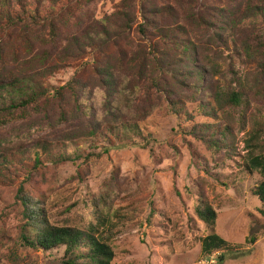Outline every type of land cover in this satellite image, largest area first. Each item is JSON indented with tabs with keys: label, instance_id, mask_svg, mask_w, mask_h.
<instances>
[{
	"label": "rangeland",
	"instance_id": "1",
	"mask_svg": "<svg viewBox=\"0 0 264 264\" xmlns=\"http://www.w3.org/2000/svg\"><path fill=\"white\" fill-rule=\"evenodd\" d=\"M185 1L189 0H48L43 8H38L35 19H23L14 26L0 20V54H11L14 60L7 68L13 67L22 75H37L59 66L60 71L47 80L52 86L65 84L84 68H93L97 60L108 64L106 56L115 55L113 60H122L126 69L129 58L139 54V46H148L146 36L135 29L143 23V14L156 7L155 13H146L150 21L176 26L181 24L176 22L181 18L178 4ZM226 1L191 0L196 6L193 15L202 22L198 21L200 26L198 22L187 26L184 36L197 46V54L202 49L208 62L220 65L214 79L196 93L183 77L191 67H179L183 83H179L171 99L185 104L194 115L191 121L172 111L171 99L166 101L169 90H163L153 80L148 99L156 100L159 106L140 124L142 134L131 135L132 141L126 145L88 149L85 153L94 152L95 156L86 161L80 159L56 167L43 163V167L32 170V162L25 158L24 152L39 138L51 139L74 130L78 127L76 121L53 128L45 113L37 111L0 129V136L9 139L20 168L17 175L0 181V264H57L62 256L61 249L44 252L21 243L25 220L17 197L20 186L43 208L49 222L58 227L87 229L96 223L94 205L99 202L101 208L105 202L106 216L115 226L99 231L103 238L109 236L107 240H111V264H264V216L259 213V200L252 194L261 177L246 167L244 140L249 123L241 130L237 111L230 110L231 134L205 135L215 138L213 143L205 144L191 133V128L200 124L214 123L213 131L221 124L222 117L213 122L194 112V101L206 91L211 94L214 81L224 85L222 89L237 92L241 86L254 88V82L263 74V57L249 59L239 43L246 34L264 37V19L254 20L245 11L253 5L263 7L264 2L244 0L239 5L242 11L237 12L236 4L225 5ZM121 6L133 17L132 28L101 49L89 38L90 31L96 22ZM30 9L33 14L34 7ZM217 14L220 17L216 25L210 27L206 22H213L216 18L210 15ZM242 14L244 19L239 20ZM53 19L59 26L57 36L49 33L48 22ZM217 24H222L221 40L213 39ZM170 46L167 41L160 49ZM5 72V64H0V73ZM208 80L205 76L203 84ZM259 82L264 84L262 76ZM88 86L95 88L98 83L93 80ZM259 96L260 101L249 96L248 111L264 121V96ZM91 97L98 99L101 109V92H94ZM223 126L224 122L221 129ZM215 140L218 141L214 144ZM199 199H204L216 213L214 233L231 247H237L222 252V261L218 260L220 251L211 255L201 251V240L209 232L195 215Z\"/></svg>",
	"mask_w": 264,
	"mask_h": 264
},
{
	"label": "trees",
	"instance_id": "2",
	"mask_svg": "<svg viewBox=\"0 0 264 264\" xmlns=\"http://www.w3.org/2000/svg\"><path fill=\"white\" fill-rule=\"evenodd\" d=\"M46 1L48 0H0V20L14 26L23 19H35L38 8H43ZM242 1L244 0H227L225 5L236 4L235 11L238 12L242 11L239 7ZM191 3L189 0L178 4L181 18L176 22L180 21L181 24L176 26L150 21L146 13H155L156 7L152 8V12L148 10L143 14V23L137 25L135 29L146 36L148 46H139V54H133L134 56L129 58L126 69L122 60H113L115 55L106 56L108 64L102 65V62L97 60L93 68H84L65 84L52 86L47 80L60 71L59 66L45 69L37 75L31 73L22 75L13 67L7 68L14 60L11 54H0V64H5L6 71L4 74L0 73V129L22 121L37 111L45 113L48 124L53 128L73 121L78 123L76 129L62 132L54 138H39L24 152L25 158L32 162V170L43 167V163H50L56 167L80 159L86 161L88 157L95 156L94 152L85 153L88 149L96 150L100 145L102 147L126 145L132 141L131 135L140 136L142 134L140 124L159 106L156 100L148 99L153 85L156 82L163 90L168 89L166 101L171 99L179 83H183L179 78L181 65L191 67L185 70L183 77L187 79L185 83L190 84L195 93L197 89H204L214 79L219 73L220 65L217 62H208L202 49L197 54V46L184 36V29L187 26H194L193 22L201 20L200 17L195 18L193 15L196 6H192ZM33 7L32 14L30 8ZM167 9L172 10L169 7ZM245 11H249L254 20L259 17L264 19V6L260 8L257 5L249 6V10ZM210 16L216 19L206 23H209L210 27L215 26L220 14ZM243 19L244 14L239 17V20ZM133 22L129 11L122 6L118 7L111 15L95 23L89 38L97 42L101 49H106L120 33L129 31ZM200 24L198 22L199 26ZM48 26L49 33L57 36L59 26H56V21L50 20ZM221 26L222 24H217L218 32L213 35V39H222ZM167 41L171 46L161 50L160 46ZM224 41L226 42L225 39ZM240 42L244 54L249 59L263 57L261 76L264 80V37L246 34ZM179 49L182 54L179 53ZM205 76H208L209 80L203 84ZM261 76L254 82V88L243 89L241 86L237 92L222 89L224 85H218L214 81L212 93L207 94L206 91L200 99L194 101V112L196 115L210 118L213 122L222 117L221 124L224 122L225 126L221 129L219 124L213 131L211 127L214 123L200 124L191 128V133L205 144L208 141L213 143L215 139L205 135L216 137L231 134L233 124L229 121L230 110L237 111V125H240L241 130H245L246 122L249 123L244 140L247 149L246 167L248 171H256L261 177L252 194L259 200L261 204L259 213L264 216V121L248 111L251 109L249 96H253L254 100L258 98V101L261 99L259 95L264 96V84L259 82ZM164 79H167V84L164 83ZM93 80L98 86L88 88V83ZM177 80L179 81L175 82ZM94 92L102 94L101 109L98 99L91 97ZM170 104L176 115L186 117L187 121L193 119L194 115L190 114L185 104L179 100L171 99ZM8 140L0 136V181L9 180L17 175L20 169L17 166L19 160L15 162L14 149L12 150ZM217 141L215 140L214 144ZM17 197L23 206L22 216L25 220L23 234L20 236L23 245L44 252L61 249L62 256L57 264H111L114 258L111 240H107L109 236L103 238L102 231H99L106 226H115L109 223L110 217L106 216L108 208L105 202L101 203V208L99 202L94 205L96 223H91L87 229L80 230L51 224L43 208H39V205L28 197L23 186L18 188ZM195 215L209 232L201 240L203 254L211 255L220 251L218 260L222 261L224 258L222 252L237 248L231 247L214 233L216 213L204 199L198 200ZM117 221H120L119 216Z\"/></svg>",
	"mask_w": 264,
	"mask_h": 264
}]
</instances>
